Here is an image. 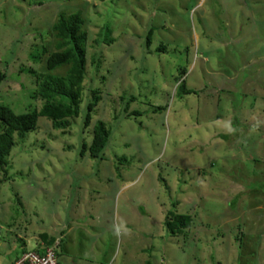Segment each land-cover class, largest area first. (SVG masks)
Wrapping results in <instances>:
<instances>
[{
	"label": "rangeland",
	"instance_id": "374dc122",
	"mask_svg": "<svg viewBox=\"0 0 264 264\" xmlns=\"http://www.w3.org/2000/svg\"><path fill=\"white\" fill-rule=\"evenodd\" d=\"M75 11L79 113L14 135L0 264L43 232L61 241L58 264H264V0H0V104L39 109L35 73L68 67L44 68L50 26ZM91 90L100 99L82 126ZM98 121L106 148L80 156ZM170 211L190 215L183 236L162 225Z\"/></svg>",
	"mask_w": 264,
	"mask_h": 264
},
{
	"label": "trees",
	"instance_id": "16d2710c",
	"mask_svg": "<svg viewBox=\"0 0 264 264\" xmlns=\"http://www.w3.org/2000/svg\"><path fill=\"white\" fill-rule=\"evenodd\" d=\"M82 18L78 11L68 14L59 13L52 22L50 29L56 41L54 50L47 53L43 62L46 70H53L58 66L67 65V69L63 75H50L49 72L35 73L32 68H27L28 72L36 75V88L34 95L38 97L42 103L39 109L26 111L23 113H15L8 105L0 104V170L5 171L8 163L7 156L14 144V135L24 137L29 131L36 127L38 117H45L53 128H68L70 126L69 118L78 116L79 103L81 102L82 80L85 72V33L80 30ZM111 41L110 38H105ZM146 44H149L148 36ZM159 51L164 50V45L159 44ZM45 53V48H41L40 53L31 55V59H39L41 54ZM5 79V73L0 69V83ZM178 79V78H175ZM177 91L183 94H190L193 90L186 89L179 81L176 85ZM92 98L85 103L83 111L82 126H86L90 119V111L100 99L98 90L90 91ZM163 108V107H162ZM135 113V112H134ZM111 131L109 126L98 121L91 128V136L88 142L83 140L80 143L79 155L83 156L85 152L89 157H101L102 151L106 148L109 141ZM224 139L225 136L219 134ZM190 215L170 211L162 221V225L167 230L169 236L177 237L186 234L190 224ZM46 233H40V240H43L46 246L52 245L54 238L46 236ZM38 244H35L36 248ZM25 247L18 250V254L24 251ZM60 252V251H59ZM60 254V253H59ZM57 253V263L58 256ZM17 256V254L15 255ZM14 256V257H15ZM12 261L6 263L11 264ZM148 264V262H147Z\"/></svg>",
	"mask_w": 264,
	"mask_h": 264
},
{
	"label": "built area",
	"instance_id": "2783aa9c",
	"mask_svg": "<svg viewBox=\"0 0 264 264\" xmlns=\"http://www.w3.org/2000/svg\"><path fill=\"white\" fill-rule=\"evenodd\" d=\"M35 248L21 252L14 257L11 264H58L53 246L39 244Z\"/></svg>",
	"mask_w": 264,
	"mask_h": 264
},
{
	"label": "clouds",
	"instance_id": "9594fccd",
	"mask_svg": "<svg viewBox=\"0 0 264 264\" xmlns=\"http://www.w3.org/2000/svg\"><path fill=\"white\" fill-rule=\"evenodd\" d=\"M42 242L40 241V243L39 244H41ZM38 244V245H39ZM42 244H44V243H42ZM45 245V244H44ZM48 246H53L54 247V249H55V251H56V254L58 253V242H56V243H54V241H53V243H52V245H48ZM26 248V247H25ZM34 247H31V248H27V249H25L24 251H26V250H30V249H33ZM23 252V251H22ZM21 253V252H20ZM56 258H57V255H56Z\"/></svg>",
	"mask_w": 264,
	"mask_h": 264
},
{
	"label": "crops",
	"instance_id": "0c3cea01",
	"mask_svg": "<svg viewBox=\"0 0 264 264\" xmlns=\"http://www.w3.org/2000/svg\"><path fill=\"white\" fill-rule=\"evenodd\" d=\"M58 241V240H57ZM57 241H54V243H56ZM60 243H61V241L59 242V244H58V254L60 253L59 251L61 250L60 249ZM60 255V254H59Z\"/></svg>",
	"mask_w": 264,
	"mask_h": 264
}]
</instances>
